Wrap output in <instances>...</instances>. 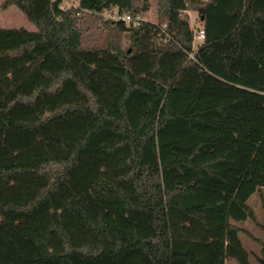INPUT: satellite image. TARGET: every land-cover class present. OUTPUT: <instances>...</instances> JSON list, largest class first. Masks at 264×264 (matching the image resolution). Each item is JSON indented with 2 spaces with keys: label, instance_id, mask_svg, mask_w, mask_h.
Segmentation results:
<instances>
[{
  "label": "trees",
  "instance_id": "16d2710c",
  "mask_svg": "<svg viewBox=\"0 0 264 264\" xmlns=\"http://www.w3.org/2000/svg\"><path fill=\"white\" fill-rule=\"evenodd\" d=\"M155 1L156 24L103 22L128 48L84 47L96 15L3 4L36 31L0 29V264H250L239 224L264 189V0ZM81 8L145 16L151 0ZM183 11L203 21L197 51Z\"/></svg>",
  "mask_w": 264,
  "mask_h": 264
},
{
  "label": "rangeland",
  "instance_id": "374dc122",
  "mask_svg": "<svg viewBox=\"0 0 264 264\" xmlns=\"http://www.w3.org/2000/svg\"><path fill=\"white\" fill-rule=\"evenodd\" d=\"M6 0H0V28L3 29H20L24 28L28 31L35 32L36 28L28 21L26 16L15 6H12L8 10L4 11L2 9L3 4ZM145 19L150 23H157V1L151 0V10L148 12ZM192 16L194 21L191 24L197 25L200 23L198 14L195 11H192ZM82 18H89V16H82ZM104 20L91 19L88 25L85 26L87 29L84 37V47L85 48H94L102 47L107 42L112 40H117L122 47L128 48L130 45L129 37L127 33H119L117 35H108L103 26Z\"/></svg>",
  "mask_w": 264,
  "mask_h": 264
},
{
  "label": "built area",
  "instance_id": "2783aa9c",
  "mask_svg": "<svg viewBox=\"0 0 264 264\" xmlns=\"http://www.w3.org/2000/svg\"><path fill=\"white\" fill-rule=\"evenodd\" d=\"M52 1L59 2L61 9L64 11L74 10L77 17H80L84 14L96 15L104 21L124 23L127 27H140L145 22H147L145 17L142 15H138V16H133L130 14L122 15L118 12V10H106L102 13H96L93 11L85 10L81 8V0H52ZM202 1H208V0H202ZM181 15L187 17L190 25L194 21V18L192 16V11H183L181 12ZM197 17L199 18L200 23L192 26L193 27L192 30L194 34L193 47H194V50L196 51L204 43L205 37H206V32H205L203 21L200 19L199 14ZM166 27H167L166 25H163L161 30L163 32V35L166 38H169V35L166 32Z\"/></svg>",
  "mask_w": 264,
  "mask_h": 264
},
{
  "label": "crops",
  "instance_id": "0c3cea01",
  "mask_svg": "<svg viewBox=\"0 0 264 264\" xmlns=\"http://www.w3.org/2000/svg\"><path fill=\"white\" fill-rule=\"evenodd\" d=\"M146 15L144 17H146ZM263 200L264 189L260 188L249 200V203L255 212L256 221H246L244 223L239 224L240 227L246 230L251 236L250 237L246 233L240 234L242 244L245 250L250 254V264H259L257 257L261 254V242H264V205L262 202ZM226 264H238V262L234 259H228L226 261Z\"/></svg>",
  "mask_w": 264,
  "mask_h": 264
}]
</instances>
